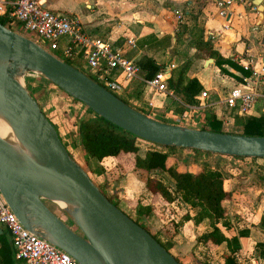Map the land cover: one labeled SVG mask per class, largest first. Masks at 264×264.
Returning <instances> with one entry per match:
<instances>
[{"label":"water","instance_id":"water-1","mask_svg":"<svg viewBox=\"0 0 264 264\" xmlns=\"http://www.w3.org/2000/svg\"><path fill=\"white\" fill-rule=\"evenodd\" d=\"M263 17L261 0H248ZM40 76L92 112L152 143L215 154L264 157V135L214 131L167 122L129 105L89 74L33 38L0 23V193L22 225L79 264H182L113 204L69 154L29 92L25 76ZM58 205L75 228L46 202ZM61 202L62 205H59ZM1 231V228H0Z\"/></svg>","mask_w":264,"mask_h":264},{"label":"crops","instance_id":"crops-1","mask_svg":"<svg viewBox=\"0 0 264 264\" xmlns=\"http://www.w3.org/2000/svg\"><path fill=\"white\" fill-rule=\"evenodd\" d=\"M216 1L44 0V5L55 12L75 16L87 33L108 41L113 49L134 60L137 64L144 56L151 58L156 64H173L177 54L183 56L186 53V57L189 59L188 76L198 80L202 89L208 93L207 100L212 102L210 105L217 112L215 109L223 108L225 104L216 101L225 96L229 87L242 84L243 78L249 75L247 70L245 74L239 68H242L241 62H249L253 67L264 65V0H261L263 5L262 20L257 28L251 31L249 29L253 25L256 15L255 5L249 3L248 0H234L228 6L225 5L226 15L221 16L218 14L219 6ZM149 35L154 36V39L148 37ZM162 36H169V42L165 47L159 48L158 44H160ZM145 37L148 41H145ZM128 38L133 39V46L127 43ZM198 41L205 44L198 45ZM220 58H227L236 66L221 63V66L227 70L226 73L222 72L215 63V60ZM79 63H83L81 59H79ZM143 77L144 70L140 67L137 77L130 79L128 84L127 80L126 86L121 91L126 93L134 104H139L150 110V115L158 112L171 118L177 116L191 120L192 114L198 113V107L195 106L189 110L190 117H181L176 108L172 104L170 105L172 99H178V95L167 88L162 91L148 87L143 83ZM256 89L264 92L262 80L258 82ZM145 90H151V92L147 94L148 91ZM168 91L171 93L169 94ZM259 97L260 103L251 106L248 112L242 114L259 115L264 113V97L257 96V98ZM207 102L204 101L202 105L205 106ZM40 108L42 109L41 105ZM79 109H81L82 115H93L92 111L80 106ZM130 181L122 185L121 195L137 197L144 188L141 187V182L136 184L132 179ZM224 184L231 191L233 197L223 200V205L228 210L225 211L230 221V227L227 230L222 228V230L226 235H230L239 229H244L245 235L239 237L241 247L236 254L237 259L240 264L245 261L262 263L264 258H256L253 255V247L256 241L264 242V226L259 223L260 218L264 217V176L259 174L256 177L252 187L250 186L245 191L244 199L238 206H233L234 196L240 191L237 189V184L231 187L228 178L224 180ZM171 203H174L175 209L179 210L175 202ZM119 208L128 213L122 207ZM189 212L192 213L191 210ZM157 213L159 211L153 208L144 222L151 223V219H159ZM237 214L240 220H238ZM177 215L178 211L175 216H171L169 219L175 221ZM207 227L205 219L197 224H194L191 219L184 220L178 226L180 230L178 231L177 228V231L173 233L172 244L168 251L182 264H221L219 256L223 249L222 244L207 249L195 242L196 235L206 230ZM0 228L2 231L1 225ZM178 232L182 238H174ZM4 235L13 264H24L23 260L14 257L7 231L4 232ZM182 259H185L187 263H184Z\"/></svg>","mask_w":264,"mask_h":264},{"label":"trees","instance_id":"trees-1","mask_svg":"<svg viewBox=\"0 0 264 264\" xmlns=\"http://www.w3.org/2000/svg\"><path fill=\"white\" fill-rule=\"evenodd\" d=\"M0 23L6 24L5 18L0 16ZM148 37L154 39V36ZM159 48L165 47L169 42V36H162ZM145 41L148 39L145 37ZM198 45H203L202 41L197 42ZM68 63L80 68L74 62L65 59ZM79 63V60H77ZM137 63V62H136ZM219 70L225 72L221 63L235 65L227 58H220L215 60ZM138 65L144 70V77H151L159 68L165 64H156L151 58L144 56L138 61ZM172 64L165 78V86L173 93L178 95L175 99L177 112L180 113L185 105H194L198 113L194 112L192 117L199 121L200 128L210 129L214 131H225L242 134H258L264 135V113L259 115L242 114L237 111L235 106H224L227 108L226 115L230 116L231 123L235 125L234 129H224L222 127V120L212 106L202 104L204 101H209L207 98H200L199 92L202 87L195 77H190L187 74L189 60L186 65ZM245 74L246 70L239 67ZM90 75V74H89ZM53 85L52 83H50ZM55 86V85H54ZM56 87V86H55ZM58 88V87H57ZM67 95V94H66ZM116 96H118L115 93ZM70 99L76 100L69 95ZM125 101L123 98L118 96ZM128 103L127 101H125ZM131 105L130 103H128ZM133 106V105H131ZM134 108L148 114L135 106ZM201 113L202 115H200ZM93 115L77 116L72 120L74 125L75 141L80 149L83 151L84 161L87 163L91 158L95 161H102L104 159H112L120 153L132 154V166L134 168L151 170L153 168H160L172 180V185H167L159 176L146 175L141 180V187L145 188L152 194H157L165 203L175 202L178 210L177 220H173L171 227L162 228L158 231L151 232L144 224V221L149 217L153 210L152 204H134L135 215L126 213L133 221L145 228L151 236L156 239L166 250L172 244V235L177 231L178 226L184 221L191 219L194 224L201 220H206L207 229L196 235L195 242L200 243L205 248H215L218 245L223 246L220 253L221 264H240L236 254L240 251V236L245 235L244 229H239L236 233L226 235L224 231L230 227L228 215L224 209L223 200L232 198V193L225 187L224 180L226 175L218 167L203 163L197 167L196 170L191 171L185 168H180L171 161L170 151L175 149H188L193 152H199L205 155L215 154L205 150L177 147L172 145H163L152 142H147L143 153H138V140H143L134 134L116 126L110 121L98 116L94 112ZM163 120V119H162ZM258 131L257 133H255ZM63 143V142H62ZM64 144V143H63ZM234 158H243L244 156L224 155ZM264 160V157H252ZM170 159L169 162L167 160ZM93 173L98 175L100 170L92 168ZM87 172V171H86ZM91 180L97 185L101 192L116 206L117 200L113 199V195L106 194L99 187L98 183L94 181L89 172H87ZM261 176H264L261 174ZM192 211L190 213L189 211ZM171 223V222H170ZM259 223L264 226V217H261ZM3 230L0 232V264H13L10 257V249L5 239ZM253 255L256 258H264V242L256 241L253 247ZM176 258V257H175ZM178 260V258H176ZM242 264H264V262H250L245 261Z\"/></svg>","mask_w":264,"mask_h":264},{"label":"built area","instance_id":"built-area-1","mask_svg":"<svg viewBox=\"0 0 264 264\" xmlns=\"http://www.w3.org/2000/svg\"><path fill=\"white\" fill-rule=\"evenodd\" d=\"M232 1L217 0L218 14L225 16L224 7ZM0 16L5 18L6 26L12 24L16 30L35 36L33 39L41 46L40 41H44L48 48L43 47L58 58L81 59L92 78L114 94L122 90V83L137 77L140 70L134 60L113 49L108 41L87 33L75 16L55 12L44 5V0H0ZM127 43L134 45L131 38L127 39ZM171 65H164L149 78L143 77V83L156 90H166L165 78ZM241 65L249 75L243 78L242 84L229 87L225 96L216 102L235 106L239 113H246L257 96L264 97V92L256 89L260 80L264 82V65L253 67L249 62H241ZM198 96L207 98L208 93L202 89ZM211 103L208 101L206 105ZM194 107L185 105L179 115L189 117V110ZM0 225L9 235L14 257L23 260L24 264H79L63 249L25 228L1 193Z\"/></svg>","mask_w":264,"mask_h":264},{"label":"rangeland","instance_id":"rangeland-1","mask_svg":"<svg viewBox=\"0 0 264 264\" xmlns=\"http://www.w3.org/2000/svg\"><path fill=\"white\" fill-rule=\"evenodd\" d=\"M10 27L16 30V27L14 25L11 24ZM17 31L31 38L35 37L32 34L20 31V29ZM40 43L44 47L48 48L47 44L44 41H40ZM186 56V53H184L183 56L177 54L174 64L186 65ZM69 61L74 62L80 67L79 69L87 74H90V76L92 77L91 72L88 70V67L85 64L78 63L76 60ZM26 81L29 92L33 95L38 104L41 105L43 114L55 127L58 136L64 143V146L69 154L79 165H81L82 168L85 169V171L89 172L94 181L98 183L102 191L109 195H113L115 193L113 199L117 200L118 207H122L125 211L132 215H135L134 204L136 202L139 203L140 201V203L142 204H152L153 208H156V210L159 211V213H157L159 219L153 218L151 219V223L144 222L145 224H147L146 226L151 232L158 231L162 228L171 227L173 219L169 218L171 216H175L176 211H178L177 209H175V206H173L174 203H165L157 194H152L145 188L140 191V194L137 197H129V195L128 197H124L123 195H121L123 184L131 182V179L134 181V183L138 184L146 175L159 176L167 185L171 186L172 180L168 177V175L160 168H153L149 171L134 168L132 166L131 153H120L112 159H104L102 161H95L94 158H91L87 163H85L83 159V151L78 147V145H76L74 141V125L72 123V120L77 116H82V111L81 109H79V106L87 109L88 111L91 110L78 100L70 99L65 92L55 87L54 85H51L49 81L40 76L28 75ZM125 82L122 83V88L126 86ZM129 82L130 80H128L127 84ZM127 88H129L128 85ZM135 90L137 89L135 88ZM145 91H148L147 94L151 92V90ZM115 93L131 105H136L139 109L150 114V110L144 108L139 104H134V102H132V100L128 98L126 93L124 94L122 91ZM260 100V97L256 98L252 106L258 105L260 103ZM171 104L174 108H176L175 99L171 100L170 105ZM226 109L227 108H216L215 110L222 120V127L224 129H234L235 125L231 123L230 116L226 115ZM151 115L155 118L160 117L161 120L163 119L164 121L181 122L186 125L194 124L196 125V127H198L200 124L199 121L195 118H191V120L179 118L177 116L175 118H171L170 116H166L164 113L160 114L158 112H154ZM257 132L258 131H256L255 133ZM65 134H68L69 136H65ZM65 137H68V139H65ZM147 142L148 141L145 140H138V153L140 155L143 153L145 147L147 146ZM169 153L171 155L172 162H174L180 168H185L191 171L196 170L197 167L203 163L218 166L224 172L226 178H228V181L231 183L230 186L232 187L237 184V189H240L239 193L234 196L235 199L233 201V206H238L239 204H241L240 202L244 199L245 191H247L250 186L252 187L254 181L256 180V177L264 172V161L257 158L243 157L239 159L230 156H222L220 154L205 155L199 152H193L188 149H175L171 150ZM169 161L170 159L167 160V162ZM93 167L100 170L98 175H95L93 173ZM46 203L57 215L63 218L65 222H67L71 227L75 228L56 203L48 201ZM225 210L227 209L225 208ZM236 216L238 220H240V218L238 217L239 215L237 214ZM179 230L180 228H178V231ZM174 238L182 237L178 232ZM182 260L184 261V263H187L185 259Z\"/></svg>","mask_w":264,"mask_h":264},{"label":"bare ground","instance_id":"bare-ground-1","mask_svg":"<svg viewBox=\"0 0 264 264\" xmlns=\"http://www.w3.org/2000/svg\"><path fill=\"white\" fill-rule=\"evenodd\" d=\"M9 132V127L7 126V124H5V122H3L2 120H0V135H5ZM59 205H62L61 202H58Z\"/></svg>","mask_w":264,"mask_h":264}]
</instances>
